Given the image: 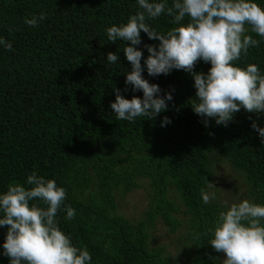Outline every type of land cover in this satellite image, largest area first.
I'll return each mask as SVG.
<instances>
[{"label":"trees","instance_id":"1","mask_svg":"<svg viewBox=\"0 0 264 264\" xmlns=\"http://www.w3.org/2000/svg\"><path fill=\"white\" fill-rule=\"evenodd\" d=\"M254 2L264 8V0ZM139 10L137 0H0V38L13 49L0 45V193L14 182L31 187L26 181L34 171L54 179L67 190L58 225L74 246L90 252L91 264H220L208 229L226 209L204 204L201 190L225 161L242 180L239 198L264 204V144L251 127L253 120L264 127V113L241 109L227 127L214 120L206 127L191 107L196 98L189 73L150 77L145 68L144 78L158 84L161 95L172 92L173 101L154 119L117 120L110 107L113 89L127 99L143 93L125 84L131 71L125 43H110L106 29ZM41 12L46 18L38 26L25 23ZM170 19L162 15L148 23L166 34L175 26ZM249 34L261 41L259 47L237 63L256 64L264 74V39ZM141 38L138 47L147 58L143 45L159 41L143 32ZM109 52L119 55L116 64L107 62ZM210 67L201 61L194 71ZM165 116L171 123L161 126ZM139 178L148 183L152 203L133 225L114 213L113 195L136 188ZM168 188L184 208V224L176 218L179 207L166 197ZM66 206L75 210L74 218L66 219ZM156 219L170 233L182 227L181 262L150 246L148 228ZM6 233L7 226H0V253ZM0 264H9L8 257L0 254Z\"/></svg>","mask_w":264,"mask_h":264},{"label":"clouds","instance_id":"2","mask_svg":"<svg viewBox=\"0 0 264 264\" xmlns=\"http://www.w3.org/2000/svg\"><path fill=\"white\" fill-rule=\"evenodd\" d=\"M137 3L140 10L126 23L106 29L110 43H125L122 51L131 65V71L125 73V84L131 85L133 92L143 93L142 97L133 95L127 99L119 88L113 89L115 100L110 107L117 120L154 119L173 101L172 92L161 95L159 85L144 78L145 68L150 77L167 76L173 70L189 73L196 98L191 107L206 127L209 120L227 127L241 109L264 113V74L256 64L240 67L237 63L261 42L249 34V29L264 39V8L254 0H172L171 6L167 0ZM162 15L170 17V23L175 25L166 34L148 23ZM45 18L41 12L25 19V23L36 27ZM141 32L149 40L159 41L157 45H143L147 58L138 47L142 44ZM0 45L13 50L12 44L3 38ZM118 61L116 52L107 53L108 63ZM201 61L211 65L207 73L194 71ZM124 91H128L127 87ZM170 123L165 116L161 126ZM251 127L264 144V127L254 120ZM26 184L31 187L10 183L7 191L0 193V226H7L0 254L8 257L9 264H91L90 252L74 246L56 219L67 190L35 171L27 177ZM209 185L215 187L212 182ZM201 199L209 204L216 194L202 189ZM37 200L47 207L33 203ZM224 204L226 210L219 213L214 228L208 229L212 249L224 254L222 264H264V204L246 199L230 206L227 201ZM65 210L66 219L74 218V209L66 206Z\"/></svg>","mask_w":264,"mask_h":264},{"label":"rangeland","instance_id":"3","mask_svg":"<svg viewBox=\"0 0 264 264\" xmlns=\"http://www.w3.org/2000/svg\"><path fill=\"white\" fill-rule=\"evenodd\" d=\"M235 173L229 170L225 161H220L217 171L215 170L212 175V183L215 187L208 185L205 190L216 194V199L211 201L212 203L225 207L224 201H227L230 206L232 203H239L246 199H241L238 196L243 194V187L240 176ZM136 184V188L126 193L115 191L113 195L115 202L114 213L133 225L145 217V213L152 203V193L146 180L139 178ZM166 197L175 201V204L179 207L176 218L181 224H184L187 215L184 213V208L180 205L171 188L167 189ZM148 233L150 246L162 247L177 263L185 259L186 254L183 242H180L183 233L180 225L173 233H170L161 220L156 219L148 228ZM223 259L224 254L221 253L218 260L220 264H222Z\"/></svg>","mask_w":264,"mask_h":264}]
</instances>
